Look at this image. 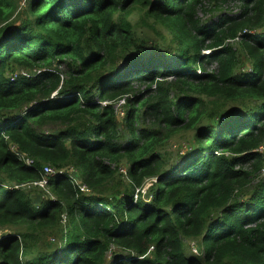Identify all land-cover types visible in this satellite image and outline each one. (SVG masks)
Segmentation results:
<instances>
[{"label": "trees", "instance_id": "obj_1", "mask_svg": "<svg viewBox=\"0 0 264 264\" xmlns=\"http://www.w3.org/2000/svg\"><path fill=\"white\" fill-rule=\"evenodd\" d=\"M263 171L264 0H0V264H264Z\"/></svg>", "mask_w": 264, "mask_h": 264}, {"label": "built area", "instance_id": "obj_2", "mask_svg": "<svg viewBox=\"0 0 264 264\" xmlns=\"http://www.w3.org/2000/svg\"><path fill=\"white\" fill-rule=\"evenodd\" d=\"M238 40H239V38H235L233 42H237ZM203 54L209 55L210 52L206 51V52H203ZM38 73H39V71L36 72V74H38ZM199 73L200 72L198 71V74ZM152 88H155V85H153ZM124 102H125V100L121 99L118 102V104L115 106L116 114L119 116V118L120 117L123 118L124 112H123L122 108L117 109V106L122 107L124 105ZM105 104L106 103H101L102 106H104ZM260 150H263V148H261ZM11 151L16 155L17 159L20 162L24 163L27 167L33 166V160L31 158H29L28 156H26L24 153L18 151L15 147H12ZM120 172L123 174H126L125 168H121ZM75 173L76 172L73 168H69L68 170H65V169L58 170V169H54L50 166H44L43 169L41 170L40 179L38 181L26 183L24 185H21V187L39 188L43 192L48 194V187H49L50 181L56 180L57 178H59L63 175H68V174H69V176H75ZM76 180L78 182H80V180L77 177H76ZM148 186H150L149 183H147L142 189H136L135 193H134V200H137L139 194H142V196H143L145 194V191H146ZM78 187H79L80 191L83 193H88L90 191L84 184H79ZM62 220L64 221L65 217H62ZM3 234H4V232L2 230H0V240L4 238Z\"/></svg>", "mask_w": 264, "mask_h": 264}, {"label": "rangeland", "instance_id": "obj_3", "mask_svg": "<svg viewBox=\"0 0 264 264\" xmlns=\"http://www.w3.org/2000/svg\"><path fill=\"white\" fill-rule=\"evenodd\" d=\"M239 6L240 5L237 4V3H231V4H228V5H225V6L221 7L220 9H218L217 11H215L214 17L212 19V22H217V19L218 18H225V17H231L233 19L240 18L241 9H240ZM140 17L141 16L134 15L131 18L132 19V24H134V26H136V24L140 20ZM199 18H201V19H210V14L207 13L206 15H204L203 12H200L199 13ZM209 23H211V22H209ZM139 28L140 29H143V27H139ZM214 67L215 66L212 65L210 68L213 69ZM59 70L61 72H64L65 71V65L64 64L63 65H60L59 66ZM141 89H143V87ZM144 91L145 90H143V92ZM144 94H146V93H144ZM119 108H122V107L117 106V109H119ZM120 119H121V117H120ZM181 136H182V138L184 140H182L180 136H176L173 139H170V141L168 142V149H169V152L171 154H175V153H177L179 151H182L181 154H184L186 152V150L188 148V142H187V140L185 138H187V137L185 136V134H181ZM175 160H176V164L182 165L183 160L181 158H178L177 157ZM172 163H173V161L170 159L168 161V165H172ZM263 176H264V171L262 172V175H260V180L263 178ZM3 179L6 182H9L7 176H3Z\"/></svg>", "mask_w": 264, "mask_h": 264}, {"label": "clouds", "instance_id": "obj_4", "mask_svg": "<svg viewBox=\"0 0 264 264\" xmlns=\"http://www.w3.org/2000/svg\"><path fill=\"white\" fill-rule=\"evenodd\" d=\"M203 52H206V51H203ZM209 52H210V51H209ZM202 55H205V54L202 53ZM209 55H210V54H209ZM198 71H199V70H198ZM124 103H125V102H124ZM122 107H123V106H122ZM122 110H123V108H122ZM24 165H25V164H24ZM25 166H26V165H25ZM16 187H18V186H15V185H14V188H16ZM46 194H47V193H46ZM48 194H49V193H48ZM48 194H47V195H48ZM192 245H193V244H192Z\"/></svg>", "mask_w": 264, "mask_h": 264}]
</instances>
